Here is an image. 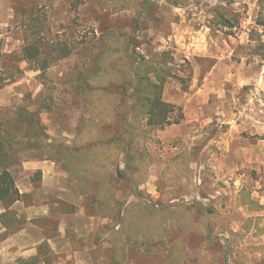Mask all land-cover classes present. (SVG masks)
<instances>
[{
	"label": "rangeland",
	"instance_id": "obj_1",
	"mask_svg": "<svg viewBox=\"0 0 264 264\" xmlns=\"http://www.w3.org/2000/svg\"><path fill=\"white\" fill-rule=\"evenodd\" d=\"M129 1L131 9L113 13L97 0H0V78L5 79L30 35H37L47 51L69 53L43 77L34 65L16 63L22 74L0 90V132L20 129L17 135H25L16 113L27 110L49 138L70 145L80 121L89 124L81 87L84 77L98 69L101 34L124 33L130 50L145 60L162 56L156 60L168 68L162 100L181 109L183 119L162 129L149 128L141 119L131 141L121 119L138 121L132 91L127 88L124 97L114 86L120 97L113 104L116 119L96 128L103 137L128 139V147L115 166L119 181L111 184L116 212L99 216L102 224L96 223L98 230L89 237L86 260L264 264V0ZM215 11L223 12L227 22L218 23ZM138 41L142 45L134 49ZM112 63L108 73L113 79L124 70L126 55L120 53ZM171 126L176 138L159 136ZM28 161L41 160L20 158L9 168L15 182L26 176ZM126 162L140 171L136 185ZM29 177L35 192L23 197L26 205L49 198L61 207L51 184L45 190L40 174ZM74 178L60 181L72 187ZM75 179L80 191L86 182ZM19 218L15 223L25 224V217ZM34 222L58 230V221ZM74 223L84 226L79 218ZM39 252L36 263H66L65 252L54 254L47 245Z\"/></svg>",
	"mask_w": 264,
	"mask_h": 264
},
{
	"label": "trees",
	"instance_id": "obj_2",
	"mask_svg": "<svg viewBox=\"0 0 264 264\" xmlns=\"http://www.w3.org/2000/svg\"><path fill=\"white\" fill-rule=\"evenodd\" d=\"M97 2L102 9H111L113 13L131 9L129 0H97ZM174 2L177 3V1ZM214 18L218 23L227 22L223 12L215 11ZM31 37L30 35L25 39L21 56L14 60V64L8 66L5 79L0 78V90L6 84L5 81L7 83L14 82L22 74L16 63L25 61L30 66L34 65V68L40 72V77H43L53 63L69 55L68 51L65 54L60 53V49L53 52L47 51L44 43L40 41L37 35L36 38L31 39ZM101 40L104 49L98 57V69L91 75L84 77V87H81L82 95L85 97L86 111L89 114L87 120L89 124L80 121L76 137L70 145L62 139L49 138L33 122L35 120L34 113L27 110L16 113L17 121L20 128H24L25 135H17L18 132H21L20 129L13 131L14 134L8 131L0 132V202L5 210L0 215L2 221L0 222L6 229L18 230L27 224V221L25 224L23 223L24 226L15 223L14 218L17 220L20 218L17 217L15 211L11 210L13 204L23 200V197L16 188L15 180L9 168L16 165L22 157L57 163L66 173L86 182L84 187H80L82 193H87V184L95 183L96 190L88 205L89 212L98 216H105L108 214V210L116 212L113 205L115 196L111 184L119 181L115 166L120 154L127 150L128 139L123 143L119 137L115 139L103 137L96 128L97 124L103 120L115 121L116 119L117 112L113 110V104L120 97L115 95L114 86L120 88L124 97L127 88L132 91L129 98L135 104L133 112L138 121L134 118L132 123H128V121L121 119L123 134L129 136L131 141L138 135L137 129L141 119L146 120L147 127L158 129L177 125L183 119L181 109L162 100V86L165 81L163 70H168V68L162 67L161 63L156 64V60H160L161 55H153L151 60H145L134 50H130V43L126 42L125 34L121 32H104L101 34ZM119 41L122 43H118ZM131 43L133 42L131 41ZM141 45L142 43L139 41L134 42V49ZM120 53L126 55L127 64L122 73L118 74L117 78L112 79L108 69L115 64L112 62ZM261 58L264 60V55ZM5 59L7 56L4 57ZM175 110L178 111L176 116H174ZM130 161L128 157V162ZM128 166L129 164L126 162V170L132 174V181L136 185L137 173L140 171L136 167ZM11 216L13 219L7 223L2 220ZM25 264H36V261L33 259Z\"/></svg>",
	"mask_w": 264,
	"mask_h": 264
},
{
	"label": "crops",
	"instance_id": "obj_3",
	"mask_svg": "<svg viewBox=\"0 0 264 264\" xmlns=\"http://www.w3.org/2000/svg\"><path fill=\"white\" fill-rule=\"evenodd\" d=\"M174 128L175 126H171L160 131L159 136L172 141L176 138ZM23 168L26 176L23 179L18 178L15 182L16 188L22 197L32 196L35 192V187L32 185L29 176L38 173L42 177V186H45V190L47 189L46 186L51 184L50 187L58 192L55 201L60 202L61 207L59 208V205L49 198L44 200L34 198L33 204L27 205L22 200L15 202L11 210L15 211L18 217L24 216L27 226L9 233L0 222V264H16L20 260L40 259L39 251L42 245H47L50 252L52 251L54 254L67 253L66 263L71 260L72 264H90V256H88L89 261H87V254H85L91 252V248L87 246L89 237L98 230L97 227L95 228V224H102L100 217L88 210V205L95 194L96 184H90L93 189L91 193H89L90 191L88 193L78 191L77 180L74 177L73 186H67L66 182H61L60 179L70 178V174L66 173L57 163L48 160L28 161L23 164ZM4 212L5 210L0 202V215ZM78 218L84 223V226L80 224V228L74 223ZM53 220L58 221L57 231H47L46 226L34 222ZM83 228L85 229L82 230ZM5 233H7L6 236L1 237ZM206 233H208L209 239L207 241H209L211 232L208 229ZM36 264L43 263L38 262Z\"/></svg>",
	"mask_w": 264,
	"mask_h": 264
}]
</instances>
